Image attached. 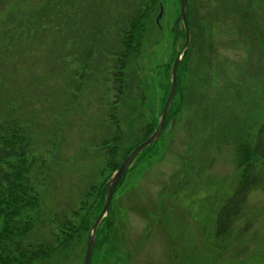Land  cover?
Returning <instances> with one entry per match:
<instances>
[{
	"label": "rangeland",
	"instance_id": "374dc122",
	"mask_svg": "<svg viewBox=\"0 0 264 264\" xmlns=\"http://www.w3.org/2000/svg\"><path fill=\"white\" fill-rule=\"evenodd\" d=\"M46 1L0 0V27L6 26L9 9L25 21L24 14L35 15ZM233 1L228 8L245 10V18L223 0H187L190 38L177 69L174 114L166 117L150 153L137 155L116 184L106 239L91 264H264L261 183L225 237H214L216 212L239 183L243 158L264 119V0ZM114 6L121 8L108 9ZM179 11L180 0H162L156 7L120 101L111 57L94 51L86 59V43L77 42L73 19L62 30L46 21L36 25L50 27L32 32L28 46L18 43L17 51L0 56L5 87L0 115L8 118L13 103L20 121L30 124L45 220L75 208L72 223L79 227L106 191L114 173L107 165L112 154L121 162L156 128L184 41ZM83 61L90 72L80 68ZM116 101L118 118L112 122ZM117 134L115 151L91 143ZM255 164L264 183V162ZM86 240L82 232L61 262L36 264H83Z\"/></svg>",
	"mask_w": 264,
	"mask_h": 264
},
{
	"label": "trees",
	"instance_id": "16d2710c",
	"mask_svg": "<svg viewBox=\"0 0 264 264\" xmlns=\"http://www.w3.org/2000/svg\"><path fill=\"white\" fill-rule=\"evenodd\" d=\"M161 1L47 0L42 3L40 9H35V15L24 14L25 21L19 20L20 14L9 9V14L5 20L6 26L0 27V56L5 54L6 50L10 53L13 50L17 51L18 43L21 46H28V38L32 32L33 34L38 31L40 33L50 27L49 25H40L41 28H38L36 25L46 21L54 24V30H62L63 26L68 24L69 19H73L71 23L77 42L83 39L86 43L87 49L85 48L84 51L86 59L89 60L94 51H97L102 58L111 57V74L118 85L114 91L116 97L120 96L117 100L120 101L126 89V74H128L126 72L131 71L132 65L138 60L147 23L156 7L161 5ZM228 3L229 6L236 5L233 0H223L222 4L228 8ZM110 5H118L121 8L116 10V6H114L110 10L108 9ZM65 6L71 7V11ZM95 9L96 12H94ZM229 10L234 11L240 19L247 16L245 10H237L236 8ZM70 12L72 13L71 17ZM10 18L12 19L10 20ZM182 33L185 34L184 29ZM99 44L102 46L100 49H98ZM1 47L4 48L1 49ZM80 68L83 69L84 73L90 72L86 62ZM0 94L1 105L5 95L4 84L0 86ZM117 101L114 102L113 112L110 113L112 114L110 119L112 122L118 118L115 112V108L119 105ZM12 105L14 108L9 106L11 112H9L8 118L6 115H0V264H36L47 262L53 258H57V261L61 262L63 254L78 243V239H81L82 232L87 233L88 237L94 218L102 209L106 191L104 188L105 192L103 191L104 193L100 195L93 213L88 211L87 215L81 217L77 228L72 223V218L78 216V210L75 208L70 210L69 215L63 213V215L57 216L58 214H56L57 217L45 220L41 208L40 186L42 184L36 185L38 178L35 177L37 175L35 171L38 174L40 172L35 170L36 159L32 156L33 134L30 124L20 121L22 118L15 110L16 104L12 103ZM173 112L172 102L166 117L174 114ZM97 140V138L91 139V143L96 142V146H100L101 149L105 147L115 151L116 141L120 140V135H113L110 138L104 137L102 143ZM249 144L250 147L245 158H243L244 164L239 183L216 212L214 230L216 239L225 237L228 226L233 219L238 217L250 191L259 186L260 183L261 187H264L261 173L255 164L256 159L264 162V150H262V146H264V119ZM153 146L145 148L139 154L150 153ZM134 147L128 150L124 158ZM119 161L113 153L110 161H107L111 171L115 172L119 168L122 163ZM41 166H44V163ZM123 176L119 181L123 179ZM108 218L109 216L104 218L96 230L92 256L106 239ZM47 221L48 227H45ZM42 226L48 229L49 240L45 237L46 232H42Z\"/></svg>",
	"mask_w": 264,
	"mask_h": 264
},
{
	"label": "water",
	"instance_id": "95a60500",
	"mask_svg": "<svg viewBox=\"0 0 264 264\" xmlns=\"http://www.w3.org/2000/svg\"><path fill=\"white\" fill-rule=\"evenodd\" d=\"M186 9H187V0H180V11L179 15L177 17V21H180L182 23L183 29H184V41L182 47L177 52L174 61L172 63L171 69H170V78H169V89L167 93L166 100L162 106V109L159 113L157 126L154 129V131L142 142L137 144L130 152L129 154L124 158L122 163L120 164L119 168L113 173L111 178L109 179L106 187V192L104 196V203L101 211L93 221L91 228L88 233V238L86 241V250L84 254V260L83 264H90L91 256L94 248L95 243V235L96 230L101 223V221L104 218L108 217L110 202L113 196L114 189L116 187V184L120 180V178L125 174L126 170L128 169L129 165L132 163V161L135 159V157L145 148L153 145L157 139L159 138L167 116L168 109L173 101L175 90H176V84H177V68L185 55L188 45H189V28L187 23V17H186ZM162 14V7H160V13L157 16V19L160 18Z\"/></svg>",
	"mask_w": 264,
	"mask_h": 264
},
{
	"label": "snow or ice",
	"instance_id": "6c2138e0",
	"mask_svg": "<svg viewBox=\"0 0 264 264\" xmlns=\"http://www.w3.org/2000/svg\"><path fill=\"white\" fill-rule=\"evenodd\" d=\"M262 150H264V146H262Z\"/></svg>",
	"mask_w": 264,
	"mask_h": 264
},
{
	"label": "flooded vegetation",
	"instance_id": "af4514ba",
	"mask_svg": "<svg viewBox=\"0 0 264 264\" xmlns=\"http://www.w3.org/2000/svg\"><path fill=\"white\" fill-rule=\"evenodd\" d=\"M241 6V5H240Z\"/></svg>",
	"mask_w": 264,
	"mask_h": 264
}]
</instances>
